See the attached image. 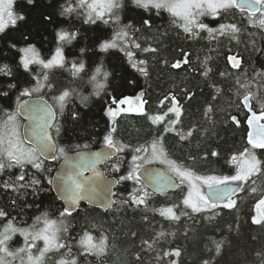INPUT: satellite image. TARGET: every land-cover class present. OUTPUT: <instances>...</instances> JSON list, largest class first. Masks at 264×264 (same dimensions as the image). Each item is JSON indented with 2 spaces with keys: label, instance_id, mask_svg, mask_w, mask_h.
Segmentation results:
<instances>
[{
  "label": "trees",
  "instance_id": "obj_1",
  "mask_svg": "<svg viewBox=\"0 0 264 264\" xmlns=\"http://www.w3.org/2000/svg\"><path fill=\"white\" fill-rule=\"evenodd\" d=\"M69 7L73 11L61 15ZM84 9L79 0H15V15L23 14L25 19L0 32V67L7 65L11 70V75L0 73V91H8L7 97L0 96V109L4 110L0 117L16 111L19 91L35 87V76L43 71L48 81L41 80L45 86L39 94L57 111L53 133L58 148L65 149L63 156L57 152L58 159L53 162L40 159L41 169L25 164L23 168L15 165L0 171V210L7 213L0 218V231L8 220L14 226L43 227L45 213L58 225L63 220L57 243L65 247L46 253V264H60L61 260L66 264L73 260L75 264H264V220L260 224L252 221V206L193 212L181 205L185 196L182 186L163 196L144 186L146 203L137 206L131 198L144 196L140 191L144 184L129 180L117 186V203L111 210L104 212L82 205L72 216L60 217L64 207L49 183L61 158L78 150L105 146L104 137L109 134L118 146L127 145L104 164L106 172L118 179L130 168L132 149L147 147L158 137L163 138L169 159L196 170L198 176L234 174L236 165L228 166V162L246 144L245 128H237L231 117L241 115L240 100L247 94L264 112V27L260 25L264 18L249 23L248 15L237 9L220 10L219 16L207 15L200 20L213 32L195 27L185 32L183 22L167 10L143 8L134 0H124L119 9H113L120 17V26L110 19L111 14L105 15L107 24L99 19L92 23ZM47 17L52 18L51 22ZM220 24H235L239 30L226 27L223 32L215 31ZM121 28L132 42L120 38L117 48L102 50L101 43L116 38ZM61 30L74 31L77 36L70 44L59 42L57 34ZM58 43L65 55L63 67L43 70L32 64L29 70L23 68L20 49L34 45L40 58L47 60ZM81 49L85 51L81 53ZM232 55L239 59L238 68L229 64L227 57ZM81 61L84 69L73 75L72 62ZM142 68L146 75L140 71ZM93 76L96 80H92ZM97 83L105 85L99 95ZM10 84H16V88L9 91ZM65 90L69 96L61 110L53 97ZM136 95L145 101L143 112L133 115L118 111L122 100ZM173 96L180 101L183 114L174 124L177 130L169 133L153 124L149 115L162 112L170 122L176 121L175 113L167 115L174 105ZM114 106L115 115L107 114ZM213 152L218 155L213 156ZM117 164L119 172L114 170ZM21 174L24 180L17 181ZM33 180L39 183L32 186ZM5 184L12 187L5 188ZM169 207L176 211L178 220L161 215V210ZM37 217L41 218L38 224ZM86 232L92 235L93 243L101 237L108 238L102 255L88 252L80 244ZM220 242L217 253L216 244ZM23 243V236L14 234L9 248L14 250ZM42 245L43 241H37L33 255ZM177 250L179 256L175 255Z\"/></svg>",
  "mask_w": 264,
  "mask_h": 264
},
{
  "label": "snow or ice",
  "instance_id": "obj_2",
  "mask_svg": "<svg viewBox=\"0 0 264 264\" xmlns=\"http://www.w3.org/2000/svg\"><path fill=\"white\" fill-rule=\"evenodd\" d=\"M28 3H34V0H28ZM134 3L143 8L152 6L155 9H166L173 16L179 17L183 21L181 27L184 28L185 32H191L194 27L207 29L209 33L213 32L214 29L210 28L207 24L198 22V19L205 14L213 17L219 16L220 10L227 12L231 9H239L241 13L248 12L250 14L249 23L253 22L252 17L257 12L264 15V0H134ZM12 5L13 0H0V32H3L9 23L14 26L18 20L22 21L25 19L23 14L18 16L14 14ZM79 6L87 7L88 20L92 23H95V20L99 19L107 24L109 21L105 19L106 13L111 14L110 19L114 23H119L120 17L113 12V9L121 7L120 0H93L91 4H88L87 0H79ZM72 11V8H66L61 15L71 13ZM46 19L51 22L52 18L47 17ZM143 23L148 24L149 22L143 21ZM260 25L264 27V19H261ZM226 27L231 28L233 31L239 30L235 24H220L219 29H215V31L223 32ZM57 35L59 42L70 44L76 38L77 33L61 30ZM125 36H127V32L123 28L116 32L117 38L122 39ZM25 40H27V37H25ZM117 47L116 38H113L110 42L105 41L100 45V48L105 51ZM136 47L139 48L140 45L137 44ZM84 51V49H81V53ZM145 51H148V49H145ZM151 51L154 52L155 49H151ZM20 52L23 53L20 59L25 70H29L32 64L42 66L43 70L52 69L56 66L63 67L65 64V55L60 43H58L47 60L40 58L35 46L31 44L20 49ZM230 59L233 60L234 67H239L235 57ZM71 67L73 70L72 74L77 75L84 69V63L82 61L72 62ZM176 67H179V64ZM100 71L101 69L98 67L96 73L99 74ZM140 71L144 72L145 75L147 74L143 68ZM0 73L11 75V70L7 65H4L0 67ZM204 74L207 75V72ZM107 76L108 73L105 72V79ZM35 79L37 80L35 87H25L19 91L16 100V111L5 112L4 116L0 117V171H3L5 167L12 168L15 165L23 168L25 164H32L34 168L41 169L42 162L40 161V157L56 160L58 159L57 152L60 156H63L65 153L64 148H58L53 142V134L50 132L56 112L49 105L45 97L39 94L41 88L45 86L41 80L48 81V75L41 71L36 74ZM92 80H96V77L93 76ZM47 87L49 90H52L53 86L51 82H48ZM104 87V84L97 83L96 94L99 95V91ZM15 88L16 84L8 85L9 91ZM0 96L7 97L8 91H0ZM68 96L69 92L65 90L60 95L53 97L54 102L60 104L61 110L63 109V102ZM130 99L128 98L121 102L127 103ZM172 101L174 105L168 111L176 114L177 120L172 123H177L181 114V108L178 106L179 101L176 100L175 96L172 97ZM248 101L249 96H245L244 106L248 107L251 112L252 109ZM2 111L4 110L0 109V112ZM109 111L112 115H115L114 111L111 109ZM137 111L143 112V108L141 107ZM211 111L212 109L209 108L208 112ZM18 116H26L31 121V124L28 126V133H30L31 139L28 138L27 134L20 132L17 122ZM231 120L236 125L240 124V120L236 116H232ZM261 120H264V112H261L259 115L252 112L251 117L247 120L251 128V131L247 135V142L250 148H245L239 154V158L236 156L232 157V161L238 165L236 174L234 175H195L190 169L178 165L175 160L169 159L162 145L163 138L158 137L149 143L147 147L138 146L132 149L133 154L130 168L127 174L121 175L116 182L132 180L140 184L142 177H146L147 183L153 186L154 190H160L164 185L180 187L186 184L188 191L183 204L190 207L193 212H201L205 208H216L220 203H223V207L231 209L236 204V201L232 197L241 190L242 183L246 182L249 177L262 171L264 161H261L255 154L257 150L264 151V123H260L259 121ZM168 130L164 129V131ZM56 131L59 132V129L57 128ZM188 135L191 136L192 132L189 131ZM185 138L181 137V139ZM104 143L106 146L105 151L94 152L90 156H82L80 158L81 163L75 165L78 171H74L67 176H61L59 183H56L58 191L63 194V199L67 202L63 210L59 212L60 217L72 216L73 211H75L81 200L87 199L91 202L100 193V186L94 181L93 177H83L82 180L77 179V177L83 176L84 171L88 170L83 162L87 161L92 166L94 176L98 177L100 173L95 171L96 164L110 159L116 153L122 152L124 147H127V145L118 146L114 143L111 134L104 137ZM141 153L143 154L141 155ZM212 155L216 156L218 153L213 152ZM157 164L163 167H149ZM114 170L116 172L120 171L118 164L114 166ZM23 180V174L17 177V181ZM38 183L39 181L33 180L31 185L34 186ZM49 183H55V180H50ZM24 186L21 185V187ZM4 187L9 188L12 185L5 184ZM140 191H144V185H141ZM146 196L147 192L144 191V196H132L131 199L138 206L146 203ZM262 206H264V199H261L257 205L258 209ZM161 215H167L170 219H179V216L175 215L171 207L161 210ZM6 216L7 213L0 210V218ZM40 219V217H37L35 223L38 224ZM253 220L254 223L260 224L264 220V215L260 219L254 217ZM63 223L64 221L61 220L58 225L57 221L48 219L46 213L44 214L43 227L38 228L35 227V224L32 228H17L11 220H8L7 224L3 226V230L0 231V264H12L17 259H19L20 264H43L46 253L53 249L59 250L65 247L64 244L57 243L58 233L61 230L60 225H63ZM64 230L66 231V228ZM17 232L24 238L23 246L10 250L9 242ZM107 239L106 236L101 237L98 243H93L92 235L86 232L81 238L80 244L84 246L86 251H95L97 255H102L107 248ZM37 241H43V247L37 249V255H33L32 250L37 247ZM221 243L216 244L217 253L220 252ZM175 255L179 256L180 252L177 250ZM60 264H66V262L61 260ZM71 264H75V260Z\"/></svg>",
  "mask_w": 264,
  "mask_h": 264
},
{
  "label": "water",
  "instance_id": "obj_3",
  "mask_svg": "<svg viewBox=\"0 0 264 264\" xmlns=\"http://www.w3.org/2000/svg\"><path fill=\"white\" fill-rule=\"evenodd\" d=\"M47 102L49 103V105H51L53 107V105L48 100H47ZM53 110L55 111L54 107H53ZM21 118L24 120L23 126H22V134H27L28 138L31 139L30 133H28V126L31 124V121L26 116H21ZM55 120H56V117H55ZM55 120L53 122V125L55 123ZM53 125L50 129V132L52 134H53V132H52ZM53 142L57 145L54 135H53ZM105 150H106V147H98V148L78 150L76 152L69 154L65 158H63L60 161V163L57 165V167L54 171V174H53V178H52V180H55V183H52V186H53L54 193L56 194L58 200L63 203L64 207L66 206L67 202L63 199V194L60 191H58V189L56 187V183H59V178L61 176H67L68 174H70L74 171H78V169L75 167V165L81 163L80 158L82 156H90L94 152H101V151H105ZM116 154L113 155L111 158L116 156ZM41 158L47 162L53 161V159H50V158H45V157H41ZM106 161L107 160L101 161V162L96 164L95 171H98L100 173V176H98V177L94 176L92 166L90 164H88L87 161L83 162L84 166L87 167L88 170L84 171L83 176H79V177H77V179L82 180L83 177H93L94 181L100 186V193H99L98 197L91 202L87 199L81 200L79 205L76 207L75 211H73V213L78 211L82 204L87 205L89 207H93V208H99L103 211H108L115 205V203H116L115 193H116V187L118 185V183L116 181H118V180L115 177H109L105 173V170L103 169L102 165ZM149 167L162 168L161 166H158V165H152ZM141 180L146 184V186L150 189V191H152L156 195H164V194H167L170 192H174L179 188V187H174L172 185H164L162 188H160V190H154L153 186H150L147 183L146 177H142ZM69 183H71V181H69ZM109 189H110V191H109ZM220 204H223V203H220Z\"/></svg>",
  "mask_w": 264,
  "mask_h": 264
},
{
  "label": "flooded vegetation",
  "instance_id": "obj_4",
  "mask_svg": "<svg viewBox=\"0 0 264 264\" xmlns=\"http://www.w3.org/2000/svg\"><path fill=\"white\" fill-rule=\"evenodd\" d=\"M247 14V13H246ZM234 57L233 55L232 56H228V61H229V64L231 66H233V60L230 59ZM236 59H238V57L236 56ZM234 67V66H233ZM235 68H238V67H235ZM246 96H249L250 98V106H251V109L252 111L250 112L248 107H245L244 106V97L241 98L240 100V105L242 107V110H241V115H239L237 118L240 120V124L239 125H236L235 123V126L237 128H245V144L246 146L244 147L245 148H250V145H248V142H247V135H248V132L251 131V128L250 126L248 125L247 123V120L251 117L252 115V112H255L257 113V115H259L261 112H263L261 109V106H258V104H253L252 100H251V95H246ZM180 102V101H179ZM182 106H183V103H181ZM143 108V110H145L146 108L143 107V102H142V96H133L131 97L130 101L127 102V103H122L121 105L118 106V111L122 112V113H132L133 115H136L137 113H139L140 111H137V109L139 108ZM181 108V114L179 116V119L181 118L182 114H183V107H180ZM168 114H173V112H169L167 110V115ZM149 119L151 122H153V124H156L157 126H162V130L164 131V129H169L167 132L171 133L172 131L174 132L175 130H177L175 127H174V124L176 123H172L168 120L166 114H163L162 112L157 116V115H153V116H150L149 115ZM155 120V122H154ZM177 120V118H176ZM179 121V120H178ZM260 123H264V120H261L259 121ZM244 149L241 152L244 151ZM256 156L261 160V161H264V151H261V150H257L256 151ZM237 158H239V155H236ZM230 165H236L235 167V173L236 174V171H237V163H234L232 160L230 162H228V166ZM191 170V169H190ZM195 175H198L196 170H191ZM232 174V175H234ZM261 176H264V165H262V171L259 172V173H256L255 175H253V179H251L250 181H254V180H259V178ZM218 208L220 209H223V206H217Z\"/></svg>",
  "mask_w": 264,
  "mask_h": 264
},
{
  "label": "rangeland",
  "instance_id": "obj_5",
  "mask_svg": "<svg viewBox=\"0 0 264 264\" xmlns=\"http://www.w3.org/2000/svg\"><path fill=\"white\" fill-rule=\"evenodd\" d=\"M14 1L15 0H13V3H14ZM87 3L88 4H91V3H93V0H87ZM121 6L123 5V3H124V0H122L121 2ZM152 7V6H151ZM85 9V11L87 12V14H88V9H87V7L85 6L84 7ZM116 10V9H115ZM114 10V11H115ZM166 10V9H165ZM12 11H13V5H12ZM14 12V11H13ZM117 11H115V13H116ZM15 14V13H14ZM106 15H110V13H106ZM207 15L208 14H205V15H203V16H200L199 17V19H198V21L200 22V20L202 21L203 19H205V17H207ZM248 17H249V15H248ZM177 18H179V17H177ZM261 18H264V15H262V13H258V14H256L255 16H253L252 17V20H253V22L255 23L258 19H261ZM180 19V18H179ZM180 21L181 22H183L181 19H180ZM200 23H202V22H200ZM116 24V23H115ZM11 24L9 23L7 26H6V28L8 27V26H10ZM119 25V24H118ZM117 25V26H118ZM120 26V25H119ZM5 28V29H6ZM124 38H127L128 40H129V42H132L129 38H128V36H125V37H123L122 39H124ZM116 39H117V41L120 39V38H117L116 37ZM135 42V41H134ZM118 44V43H117ZM120 44V43H119ZM128 98H126V99H124V100H127ZM124 100H122V101H124ZM142 102H143V107L145 106V101L142 99ZM122 104V102H120L119 103V105H121ZM118 105V106H119ZM117 106V107H118ZM112 110V111H115L117 108L114 106V108H112V107H110L109 109H108V111H107V114H111L110 113V111L109 110ZM122 113V112H121ZM17 122H18V125H19V130H20V132H21V126H22V121H21V119L20 118H18L17 117ZM218 176H220V175H218ZM251 179H253V176H251V177H249V179L246 181V182H243L242 183V186H241V190H240V193H239V195H237L235 198H234V200L236 201V204H235V206L233 207V208H231V209H228V208H225V207H223V209H220V211L222 210V211H224V210H236V209H241L243 206H252L253 208H254V216L252 217V221L254 222V220H253V218L255 217V218H257V219H260L261 218V216L262 215H264V206H262L261 208H259L258 209V207H257V205L259 204V202H260V200L261 199H264V176H261L260 178H259V180H254V181H250ZM182 188L184 189V193H185V196L182 198V201H181V205H182V207L183 208H187V206H185L184 204H183V200H184V198L187 196V191H188V186L185 184V185H182ZM253 189H255V191H253ZM223 206V205H222ZM173 209V208H172ZM208 209H212V208H205L203 211H206V210H208ZM192 210V209H191ZM173 212L175 213V215H176V211L173 209ZM263 221V220H262ZM261 221V222H262ZM257 224V223H256ZM15 227H17V228H30V227H28V226H15ZM15 234H17V235H21L19 232H17V233H15ZM22 236V235H21ZM43 246V245H42ZM46 257H44V261H43V264H46ZM14 261H16V262H14L15 264H20V261H19V259H17V260H14ZM173 264H177V263H173ZM205 264V263H204ZM207 264H209L208 262H207Z\"/></svg>",
  "mask_w": 264,
  "mask_h": 264
},
{
  "label": "bare ground",
  "instance_id": "obj_6",
  "mask_svg": "<svg viewBox=\"0 0 264 264\" xmlns=\"http://www.w3.org/2000/svg\"><path fill=\"white\" fill-rule=\"evenodd\" d=\"M46 99V98H45ZM49 101V100H48ZM50 102V101H49ZM51 103V102H50ZM52 104V103H51ZM53 105V104H52ZM102 147H106V146H102Z\"/></svg>",
  "mask_w": 264,
  "mask_h": 264
}]
</instances>
